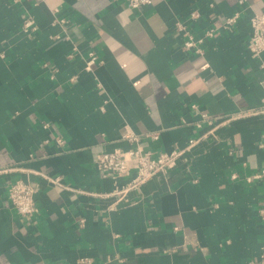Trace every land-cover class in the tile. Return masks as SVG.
<instances>
[{
  "label": "crops",
  "instance_id": "crops-1",
  "mask_svg": "<svg viewBox=\"0 0 264 264\" xmlns=\"http://www.w3.org/2000/svg\"><path fill=\"white\" fill-rule=\"evenodd\" d=\"M237 9L204 55L182 49L178 20L197 10L202 33ZM262 11L264 0H0V264H264V179H247L264 168V113L213 133L203 117L262 105L264 51L248 47ZM127 133L155 153L200 141L119 200L129 177H103L96 155L133 147ZM17 179L39 187L33 218L9 199Z\"/></svg>",
  "mask_w": 264,
  "mask_h": 264
},
{
  "label": "built area",
  "instance_id": "built-area-1",
  "mask_svg": "<svg viewBox=\"0 0 264 264\" xmlns=\"http://www.w3.org/2000/svg\"><path fill=\"white\" fill-rule=\"evenodd\" d=\"M128 6L133 9H142L145 6L151 5L152 0H124ZM243 4L244 0H240ZM200 17V13L194 10L186 20H178L176 22V30L183 36L182 49L185 52L193 54L204 55L206 51V44L217 33L221 31H229L236 27L241 19V9H237L233 14L226 17V19L218 26L210 27L202 33H196L192 27V23L196 22ZM251 34L248 39V47L251 54L255 58L261 57L264 51V11L254 13L250 17ZM25 28H34V22L27 20ZM97 60L95 52L90 53V59L87 61V69H91L93 64ZM195 108L196 105H193ZM264 113V99L263 103L259 107H253L248 109H242L232 113H228L222 117H219V122L216 119L209 117L207 113L203 114V117L210 123L214 124V127L210 130L213 133L215 128L231 121L237 120L242 117H246L251 114ZM47 125H45L46 127ZM123 137L127 139L133 147L126 150L114 149L112 151L100 150L96 155V166L100 174L103 177L113 179L114 183H117L118 178L129 177L127 182L122 186H117L111 193L117 199L122 200L126 195L145 184L154 175L160 172H168L170 169L176 167L184 155L187 149L193 147L200 141V138L190 139L188 145L185 148L174 149L172 151L162 150L159 152H153L144 149L141 144V137L134 133L124 134ZM157 138V135H153ZM57 143L61 146L65 145L63 137H57ZM9 169H0V173ZM235 178L236 175H233ZM53 183H59L58 179L49 178ZM249 181L254 179H264V168L259 170L252 176L247 177ZM9 199L13 208L21 216L27 218H33L38 212L36 194L39 190L37 184H34L30 180L17 179L13 181L8 188ZM264 203V198H263ZM260 218L264 222V204L259 211ZM78 264H94L89 257H81L78 260Z\"/></svg>",
  "mask_w": 264,
  "mask_h": 264
}]
</instances>
